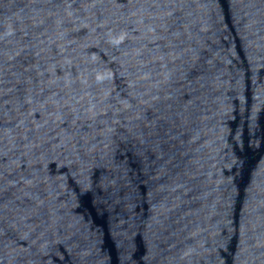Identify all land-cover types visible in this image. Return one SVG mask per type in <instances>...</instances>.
<instances>
[{"label": "water", "instance_id": "water-1", "mask_svg": "<svg viewBox=\"0 0 264 264\" xmlns=\"http://www.w3.org/2000/svg\"><path fill=\"white\" fill-rule=\"evenodd\" d=\"M87 264H264V20L164 143Z\"/></svg>", "mask_w": 264, "mask_h": 264}]
</instances>
